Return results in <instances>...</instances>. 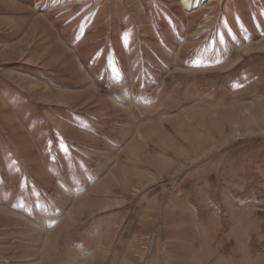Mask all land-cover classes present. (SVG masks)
I'll use <instances>...</instances> for the list:
<instances>
[{"label": "rangeland", "instance_id": "obj_1", "mask_svg": "<svg viewBox=\"0 0 264 264\" xmlns=\"http://www.w3.org/2000/svg\"><path fill=\"white\" fill-rule=\"evenodd\" d=\"M202 2L0 0V264H264V0Z\"/></svg>", "mask_w": 264, "mask_h": 264}, {"label": "bare ground", "instance_id": "obj_2", "mask_svg": "<svg viewBox=\"0 0 264 264\" xmlns=\"http://www.w3.org/2000/svg\"><path fill=\"white\" fill-rule=\"evenodd\" d=\"M197 1H203V0H182V3L184 2V5H185L184 7H186V9H189L190 6L193 8L197 4ZM194 9H195V7L192 10H194Z\"/></svg>", "mask_w": 264, "mask_h": 264}]
</instances>
